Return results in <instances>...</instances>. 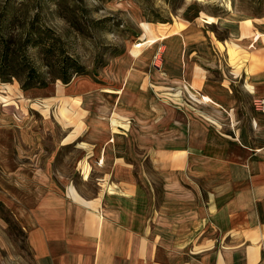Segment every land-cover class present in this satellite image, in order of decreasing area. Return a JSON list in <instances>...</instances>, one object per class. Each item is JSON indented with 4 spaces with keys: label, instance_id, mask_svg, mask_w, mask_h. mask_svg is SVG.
I'll list each match as a JSON object with an SVG mask.
<instances>
[{
    "label": "crops",
    "instance_id": "obj_1",
    "mask_svg": "<svg viewBox=\"0 0 264 264\" xmlns=\"http://www.w3.org/2000/svg\"><path fill=\"white\" fill-rule=\"evenodd\" d=\"M174 21L167 34L149 23L158 38L134 41L104 80L30 102L67 128L52 148L28 134L23 93L2 94L0 202L30 264H264V112L251 105L264 99V17L224 18L221 38L202 13ZM56 97L71 103L55 118ZM68 144L84 146L86 175L99 170L96 193L50 177ZM6 228L0 216V264L14 259Z\"/></svg>",
    "mask_w": 264,
    "mask_h": 264
},
{
    "label": "rangeland",
    "instance_id": "obj_2",
    "mask_svg": "<svg viewBox=\"0 0 264 264\" xmlns=\"http://www.w3.org/2000/svg\"><path fill=\"white\" fill-rule=\"evenodd\" d=\"M199 13L205 22L210 23L204 29L212 30L221 38L227 34V28L220 23L224 18L234 21L244 17H264V0H0V40L6 41V55H0V100L5 101L2 94H10L9 85L22 92L25 116L31 123L25 126L26 130L30 128L28 134L36 132V142L45 149L52 148L67 128L57 124L52 116L42 120L29 106L30 102L45 94L52 95L56 84L66 92L75 93L74 84L78 79L104 80V72L112 70L118 56L134 41V49L138 52L143 41L148 44L158 38L150 24L159 25L157 34H167L184 24L180 21L171 25L166 23ZM206 17L212 20H206ZM142 31L141 39L137 40ZM39 38L52 43L44 55ZM216 44L222 48L221 42L216 41ZM229 47L233 48L229 44L227 51ZM66 56L81 69L79 73H72L64 84L55 77L64 69L70 71L71 65H65ZM29 67L47 82L44 87L21 88L24 72ZM10 72L15 75L7 77ZM56 98L59 102L56 101L55 118L58 110L71 103L64 97ZM41 103V112L47 114L48 100L43 99ZM32 105L39 108L36 102ZM50 111H54V105ZM82 148L75 144L59 148L49 175L60 187L71 182L77 192L89 196L97 192L96 178L100 172L95 167L87 168L86 175ZM82 174L87 180H82ZM4 215L8 217L9 253L14 258L9 260H12L10 264H30L23 235L5 209L0 212L1 217Z\"/></svg>",
    "mask_w": 264,
    "mask_h": 264
},
{
    "label": "trees",
    "instance_id": "obj_3",
    "mask_svg": "<svg viewBox=\"0 0 264 264\" xmlns=\"http://www.w3.org/2000/svg\"><path fill=\"white\" fill-rule=\"evenodd\" d=\"M39 39H40L39 41L40 50L42 54L44 55V53L49 52V49L52 47V43L51 42L45 43L43 38H39ZM0 55L1 56L6 55V41L0 40ZM65 61H66L65 65L67 63L71 65L70 71L68 72L67 70L64 69V71L61 72L59 76L55 77V78H58L62 83H67L69 81L71 74L79 73L81 69L80 66L74 60H72V58L66 56ZM13 75L15 74H12L10 72L7 77H11ZM46 83L47 82H45L42 78H40L33 68L29 67L24 72V79L21 82V88L27 89L31 87H44ZM3 211H4V207L0 202V212H3ZM7 218H8L7 215H4L3 219L5 220L6 223L8 222ZM20 233L22 234L21 231Z\"/></svg>",
    "mask_w": 264,
    "mask_h": 264
},
{
    "label": "built area",
    "instance_id": "obj_4",
    "mask_svg": "<svg viewBox=\"0 0 264 264\" xmlns=\"http://www.w3.org/2000/svg\"><path fill=\"white\" fill-rule=\"evenodd\" d=\"M155 59V57H154ZM154 66H157L155 62L152 63ZM200 100H204L203 97H200ZM251 105L254 110L264 112V99L260 97H255L251 100Z\"/></svg>",
    "mask_w": 264,
    "mask_h": 264
}]
</instances>
